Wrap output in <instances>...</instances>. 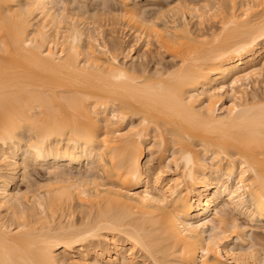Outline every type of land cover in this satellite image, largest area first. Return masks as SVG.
<instances>
[{
	"label": "bare ground",
	"instance_id": "1",
	"mask_svg": "<svg viewBox=\"0 0 264 264\" xmlns=\"http://www.w3.org/2000/svg\"><path fill=\"white\" fill-rule=\"evenodd\" d=\"M142 1L0 0V264H264V0Z\"/></svg>",
	"mask_w": 264,
	"mask_h": 264
},
{
	"label": "snow or ice",
	"instance_id": "2",
	"mask_svg": "<svg viewBox=\"0 0 264 264\" xmlns=\"http://www.w3.org/2000/svg\"><path fill=\"white\" fill-rule=\"evenodd\" d=\"M177 8L180 7V5H176ZM262 32H264V28H262ZM255 41H253L254 43ZM261 72L264 73V69H261ZM175 75V74H170V76ZM232 86L233 88H235L236 86V81L234 80L232 82ZM219 92H224L223 88L218 89ZM215 95V94H213ZM176 103L178 105H182V101H180L179 97H176ZM191 104V102H189V105ZM262 110H264V105L261 106ZM209 114H211V110H212V105H209ZM185 112L188 115L189 119L191 121H194L196 119H199L201 117H198L195 113L194 110L191 107H186L185 108ZM123 118V117H121ZM113 119H115V117H113ZM147 121H145L146 123ZM35 130V128H34ZM71 131L72 132V138L70 139V142H72L73 140H76L77 138H80L81 136H83L82 133H80L78 130L76 129H71V128H65V129H60V130H49L46 132H37V139L34 140L33 144L31 145V148L33 150V152L36 154V156L38 157L39 154L42 152V145L46 144L48 142V140L50 138H52L53 136H63L65 132ZM131 131L136 132L137 130L135 128H133ZM125 135H127V133H125ZM85 139H87V137H84ZM107 139V137L105 138ZM222 154V153H221ZM207 155V153H206ZM183 159L186 163V165L188 167L185 168V177L183 178L184 180H192L194 183L197 182L196 181V177L193 176L192 172L190 171L191 168H195L197 165H199L200 167H206L207 166V162L205 161H198V160H194L192 155H188V154H183ZM217 159V157H213V160ZM137 164L135 163V161H133V163L128 167L127 172L128 175L131 177H135L138 172H137ZM27 179V176H26ZM177 183H180V181H177ZM209 183H211V181L209 180ZM233 196H235V193H233ZM147 199V196L145 197ZM262 201H264V194H262ZM160 203H166L165 201H160ZM241 211H243V208H241ZM189 227H192V225H189ZM236 225H233V230H235ZM98 229L97 230H90L87 231L86 234H78L75 236H72L71 238H64V239H57L55 241L50 242L47 247L43 250V259L41 261V264H58V259L57 256L53 255V248H56L58 246H60V244H63V247L65 249L71 248L73 247V245L76 244H80L82 242H84L85 240H89V239H97V233H98ZM118 232L120 235H124L125 233H123L120 230H113ZM226 238V237H222L221 239ZM128 239L132 240L134 247L131 249V251H128L122 264H135V261L133 259L135 252L140 249L145 247V245L143 244V242L139 239V238H134L131 235L128 236ZM111 242H115L114 240H112ZM219 241L217 240H210L209 241V250L212 249L214 244H218ZM216 254L219 255V249H216ZM210 255V251H205L204 252V256L207 258ZM59 264H69L68 261L66 260H60ZM70 264H90V262L88 261H78L73 259ZM95 264H99V262H95ZM116 264H121L120 261H117ZM205 264H208V261L205 260Z\"/></svg>",
	"mask_w": 264,
	"mask_h": 264
},
{
	"label": "rangeland",
	"instance_id": "3",
	"mask_svg": "<svg viewBox=\"0 0 264 264\" xmlns=\"http://www.w3.org/2000/svg\"><path fill=\"white\" fill-rule=\"evenodd\" d=\"M166 1H167V0H143L142 3H141V5L144 6L145 8H146V7L149 8V9H152V8H153L154 10H155L156 8L158 9V8H163V7H164V8H163V10H164V9L167 8V7L165 8V6H167L169 2H170V3H171L172 1L174 2V0H170V1L168 0L169 2H167V4H166ZM165 4H166V5H165ZM171 4H173V3H171ZM263 5H264V4L261 5V8H263V11H264V6H263ZM262 6H263V7H262ZM155 7H156V8H155ZM261 8H260V9H261ZM157 9H156V10H157ZM260 11H262V10H260ZM125 19H126V18H125ZM127 20H128V19H126V20H124V21L122 20V21H121L122 24H123L124 22H127V23H128V22L131 21V20H128V21H127ZM134 21H135V20H134ZM106 22H108V20H107ZM106 22H105V21L103 22V24H105V26H104L103 28H106V27H107V28H106V29H107L106 32H107L108 29L111 28V26H108V23H106ZM138 22H140V21H138ZM127 23H125V24H127ZM130 23L134 25V23H132V21H131ZM131 24H127L126 29H127L128 26H130ZM135 24H136V25H134V26L137 28L138 25H139L140 23L137 24V20H136ZM140 25H141V24H140ZM141 26H142V27H140V28H141V29H142V28L144 29L143 25H141ZM109 27H110V28H109ZM130 27H132V25H131ZM135 27H133V28H135ZM147 27H148V26H147ZM138 28H139V27H138ZM140 28H139V29H140ZM141 29H140V30H141ZM128 30H129V29H128ZM133 30H134V29H133ZM208 30H209V29H207L206 32H207ZM104 31H105V30H104ZM204 31H205V29H204ZM106 32H105V33H106ZM131 32H132V30H131ZM129 40H130V39H129ZM162 53H163V52H162ZM162 53H160V54H162ZM157 57H158V58H157V59H158L157 61L162 60L161 63L168 64V65L171 64V63H170L171 61H170V58L168 57V55H166V54L163 53L162 55H159V56H157ZM147 60H148V59H147ZM147 60H146V58H145V62H147ZM142 61H143V60H142ZM147 63H148V62H147ZM142 64H144V63H142ZM148 64H149V66H150V63H148ZM151 64H152V63H151ZM151 66H152V65H151ZM251 87H252V86H251ZM251 89H252V88H251ZM254 91H255V90H253L252 92H254ZM248 92H251V91H250V85H249V90H248ZM226 102H227V100H226ZM148 154H149V153H147V149H146V150H145V159H144V161H147V160H148ZM156 157H157V156H156ZM42 175H43V173H42ZM35 177H36V178L38 177L37 179H40L39 176H37V175H36ZM43 177H44V176H43ZM43 177H42L41 179H44V178H45V177H44V178H43ZM41 179H40V180H41ZM18 188H21L22 190L26 189V185H25V183H24V182L19 183ZM238 219H239V218H238ZM238 221H239L242 225H244V226L246 225L242 219H239ZM253 232H254V231H253ZM250 234H252V231H251ZM253 234H255V232H254Z\"/></svg>",
	"mask_w": 264,
	"mask_h": 264
}]
</instances>
